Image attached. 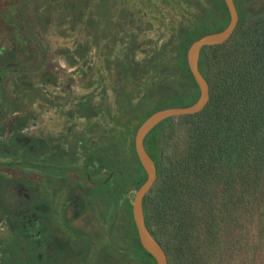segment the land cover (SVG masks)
<instances>
[{"label": "trees", "instance_id": "obj_1", "mask_svg": "<svg viewBox=\"0 0 264 264\" xmlns=\"http://www.w3.org/2000/svg\"><path fill=\"white\" fill-rule=\"evenodd\" d=\"M233 1V35L200 54L207 105L165 120L144 140L156 167L144 222L168 264H264V0ZM228 23L223 0H0V219L13 187L36 191L44 181L42 122L54 108L72 133L97 130L92 215L63 231V264H94V248L107 264H118L111 255L155 264L131 213L146 181L135 132L156 111L197 101L186 52ZM77 87L83 93L74 96ZM29 126L36 130L22 134ZM103 146L110 178L101 172ZM77 147L57 152L48 144L51 177L82 186ZM120 152L126 167L116 163ZM30 258L39 264L35 250Z\"/></svg>", "mask_w": 264, "mask_h": 264}, {"label": "flooded vegetation", "instance_id": "obj_2", "mask_svg": "<svg viewBox=\"0 0 264 264\" xmlns=\"http://www.w3.org/2000/svg\"><path fill=\"white\" fill-rule=\"evenodd\" d=\"M97 61L93 51L91 65H96ZM60 65L64 68L62 63ZM75 68L68 69L67 72H72ZM74 93L76 96L83 93V90L77 87ZM50 99L53 98L50 97ZM51 109L44 112L42 122L45 144L44 181L41 184L43 193L38 192L40 187L37 186L36 191L29 188L32 193L30 195L26 193L28 189L24 188L23 183L12 188L11 200L7 202L8 216L4 213L3 219H0V231L7 236L4 241L0 238V261L7 255L12 264H22L20 261L27 259L28 251L35 250L39 264H63V231L67 227H84L85 220L83 217L92 215L91 201L94 200V194L90 192V189L93 187L91 177L96 168V162L93 158L96 154L94 143L97 140L94 132L96 134L97 130L90 132V130L85 131L74 127L72 133L65 128V123L58 119L63 116ZM106 127L105 136L110 135L109 125ZM35 130L36 126H29V128L22 130V134L28 136ZM83 135L84 139L79 140ZM23 139L26 143L29 142V138L26 136ZM49 143L57 152L59 149L68 150L73 144L79 146L73 156L79 159V167L84 173L81 180L82 186L74 183L66 185L62 176H50L49 164L55 154L48 155ZM105 144L109 147L108 142L105 141ZM107 147H104L106 156L104 169H101V172L106 173L110 167ZM59 155L60 153H58ZM90 163L94 165L91 166ZM107 176L108 178L111 177L110 171H108ZM21 194L23 201H19L18 198ZM36 196L42 197V199L38 197L39 201H36ZM22 238L28 239V242H22Z\"/></svg>", "mask_w": 264, "mask_h": 264}, {"label": "water", "instance_id": "obj_3", "mask_svg": "<svg viewBox=\"0 0 264 264\" xmlns=\"http://www.w3.org/2000/svg\"><path fill=\"white\" fill-rule=\"evenodd\" d=\"M229 15V23L225 29L207 34L193 42L186 52L188 69L198 87L197 101L187 107L167 108L158 110L150 115L136 130L134 136V151L136 157L146 174V181L134 193L131 202L132 219L137 231L141 247L153 257L155 264H168L162 247L151 236L144 222L143 200L149 194L156 181V167L144 148L146 137L162 122L170 118L188 116L200 113L209 101V86L201 75L198 67L200 54L205 47L221 45L233 35L238 24V12L233 0H223Z\"/></svg>", "mask_w": 264, "mask_h": 264}, {"label": "rangeland", "instance_id": "obj_4", "mask_svg": "<svg viewBox=\"0 0 264 264\" xmlns=\"http://www.w3.org/2000/svg\"><path fill=\"white\" fill-rule=\"evenodd\" d=\"M119 156H120V157L117 159L116 163H119L120 166H122V167H124V166L126 167V159H125V157L121 154V152H120V155H119ZM27 175H29V173H27ZM23 186H24V188H27V189H28V191H27L26 193L32 195V193H31V191H30L28 185H27V184H23ZM24 192H25V191H24ZM38 192H39L40 194L43 193V191L41 190V187H40V189H39ZM38 197H39V196H36V199H37L36 201H39ZM18 198H19V201H23V196H22V194L19 195ZM39 198L42 199V197H39ZM109 233H110V232H109ZM6 237H7L6 234L3 233L2 231H0V238L5 239ZM110 237H111V238L113 237V234H112V233L110 234ZM36 250H38V248H36ZM97 252H98L97 248H94V249L91 251V256L89 257V261H92V263L95 262L94 264H97L96 262H98V264H107L106 262H104L105 259L102 258V260H98V259L96 258V254H97ZM99 252H101V251H99ZM111 257L114 258V262H113V263L126 264V262H121L120 259H119L118 257H116L115 255H114V256L111 255ZM73 260H74L73 257H72V258H68V259H66V262H67V261H68V262H72ZM3 261L5 262V264H8V262H9V263L12 262V261L10 260V258H9L7 255L5 256V258H3ZM23 262H24V261H22V263H23ZM26 263H28V264L31 263V258H30V252H29V251H28V254H27ZM26 263H25V264H26Z\"/></svg>", "mask_w": 264, "mask_h": 264}, {"label": "crops", "instance_id": "obj_5", "mask_svg": "<svg viewBox=\"0 0 264 264\" xmlns=\"http://www.w3.org/2000/svg\"><path fill=\"white\" fill-rule=\"evenodd\" d=\"M0 264H2L1 261H0Z\"/></svg>", "mask_w": 264, "mask_h": 264}]
</instances>
